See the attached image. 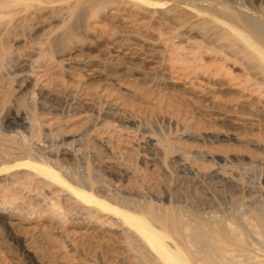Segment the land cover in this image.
Instances as JSON below:
<instances>
[{"label": "rangeland", "instance_id": "1", "mask_svg": "<svg viewBox=\"0 0 264 264\" xmlns=\"http://www.w3.org/2000/svg\"><path fill=\"white\" fill-rule=\"evenodd\" d=\"M4 1L0 264H156L78 199L87 179L110 206L197 214L264 256V63L224 14L264 25V0ZM25 147L60 182L18 169Z\"/></svg>", "mask_w": 264, "mask_h": 264}, {"label": "bare ground", "instance_id": "2", "mask_svg": "<svg viewBox=\"0 0 264 264\" xmlns=\"http://www.w3.org/2000/svg\"><path fill=\"white\" fill-rule=\"evenodd\" d=\"M141 1L152 5H159L156 2ZM12 2L13 0L10 1L11 4ZM81 2L82 0H79L74 4L73 13ZM3 3L4 5L8 4L4 0ZM224 14L229 19L236 20L245 27L242 30H247L248 32H243L244 34H242V30L238 31L231 26L233 23L228 25L230 29L237 31L246 45L252 47L257 52L259 58L264 63V25L251 18L243 17L239 13L235 14L231 11H225ZM17 151L23 153L18 156L19 153L15 152L17 156L13 158L19 161L17 165L18 169L32 170L34 174H36L37 170L39 173H43L51 179L60 182L61 178L57 174L47 166L36 161V154L30 147L18 149ZM13 153L12 149H8L5 151V157H12ZM87 180V185V182L83 180L84 184L80 190H74V193L78 195V199L84 203L95 204L97 207L91 208L93 212L109 210L115 216L117 215L116 217L122 222L127 223L138 236L139 242L136 245L149 249L154 256L156 264H264V256L261 258L255 257L250 253L245 254L242 252L244 249L229 248L225 243L223 244L218 240V237L223 238L225 236L223 235L224 233L207 220H201L197 214H193L190 221L186 224L170 223L173 220L170 222L168 220L173 218V214H168L169 212L166 210L162 211L163 215H158V218L152 219L148 214L146 216L140 215L136 212L123 210L120 207L110 206L111 204L105 200H101L100 197L93 193L94 189L91 188L89 179ZM89 189H92V191L90 190L89 192ZM162 207L161 205L156 206L159 211H161ZM233 232L237 238L241 239L236 229H233ZM262 232H264V224L262 225ZM188 247L191 251L188 250Z\"/></svg>", "mask_w": 264, "mask_h": 264}]
</instances>
